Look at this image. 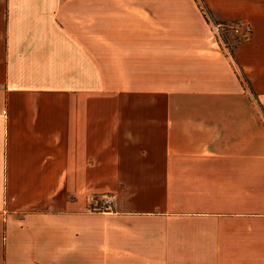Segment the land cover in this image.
Wrapping results in <instances>:
<instances>
[{"label": "crops", "instance_id": "crops-1", "mask_svg": "<svg viewBox=\"0 0 264 264\" xmlns=\"http://www.w3.org/2000/svg\"><path fill=\"white\" fill-rule=\"evenodd\" d=\"M0 264H264V0H0Z\"/></svg>", "mask_w": 264, "mask_h": 264}, {"label": "built area", "instance_id": "built-area-1", "mask_svg": "<svg viewBox=\"0 0 264 264\" xmlns=\"http://www.w3.org/2000/svg\"><path fill=\"white\" fill-rule=\"evenodd\" d=\"M245 26V32H240V36H246L249 33V27L246 26L243 22H241ZM210 40L212 43L218 45L221 49H223L225 52L228 54L231 53V48H229V45L227 41L225 40V33H224V28L225 25L222 24L221 22H211L210 23ZM241 25H235L231 26L232 29L235 32H239ZM89 208L91 211H101V212H111L114 208L115 201H114V196L110 193H103L99 197V199L94 198L92 195L89 200Z\"/></svg>", "mask_w": 264, "mask_h": 264}, {"label": "rangeland", "instance_id": "rangeland-1", "mask_svg": "<svg viewBox=\"0 0 264 264\" xmlns=\"http://www.w3.org/2000/svg\"><path fill=\"white\" fill-rule=\"evenodd\" d=\"M221 23L225 25V28H224L225 40L227 41V43L229 45V48H232L237 43V41L240 40V37H242V36H240V34H241L240 32H245V33L247 32L245 30V26L240 21L231 22V23H226V22H221ZM235 25H241L240 26L241 28H240L239 32H235L232 29L231 26H235ZM229 54H231V53H229ZM95 83H96V81L95 82L94 81L91 82V84H95ZM121 83L123 84V85H121L122 87H129L131 85L130 84L131 82H126V81H123V82L121 81ZM127 84H129V85H127ZM125 85H127V86H125ZM137 85H138V88L145 87L144 86V82H141V81H138ZM93 196H94V198L99 199L101 194L100 195H93Z\"/></svg>", "mask_w": 264, "mask_h": 264}]
</instances>
